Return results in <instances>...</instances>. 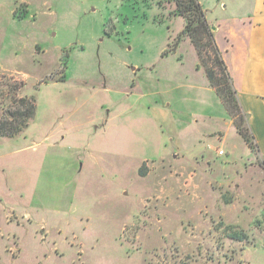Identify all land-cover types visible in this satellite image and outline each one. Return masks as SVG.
<instances>
[{
	"label": "rangeland",
	"instance_id": "1",
	"mask_svg": "<svg viewBox=\"0 0 264 264\" xmlns=\"http://www.w3.org/2000/svg\"><path fill=\"white\" fill-rule=\"evenodd\" d=\"M169 1L0 0L5 97L36 103L0 139V264H264V164L227 115L207 149L225 111Z\"/></svg>",
	"mask_w": 264,
	"mask_h": 264
},
{
	"label": "crops",
	"instance_id": "2",
	"mask_svg": "<svg viewBox=\"0 0 264 264\" xmlns=\"http://www.w3.org/2000/svg\"><path fill=\"white\" fill-rule=\"evenodd\" d=\"M220 2L222 15L206 20L232 78L239 104L248 115V126L258 147L255 158L261 159L264 164V0ZM240 2L244 3L243 7L239 6ZM202 118L206 126L204 134L217 135L213 139L216 145L211 146L222 149L231 129L226 113ZM166 141L162 140L157 154L167 155L169 149ZM177 150L181 148L177 147ZM178 152L172 157H177ZM201 153L196 151L194 158Z\"/></svg>",
	"mask_w": 264,
	"mask_h": 264
},
{
	"label": "trees",
	"instance_id": "3",
	"mask_svg": "<svg viewBox=\"0 0 264 264\" xmlns=\"http://www.w3.org/2000/svg\"><path fill=\"white\" fill-rule=\"evenodd\" d=\"M169 3L174 6L173 14L184 21L183 30L176 42L183 38L189 39L197 56L198 67L203 70L208 85L215 92L226 115L232 120L236 132L249 150L257 156L258 147L248 126V115L239 104L232 78L215 43L201 4L198 0H170ZM171 51H174V46ZM18 88V85H11L8 81L0 82V98L4 102L0 118V139L21 135L35 117L36 103L33 97H5V93L10 95Z\"/></svg>",
	"mask_w": 264,
	"mask_h": 264
},
{
	"label": "built area",
	"instance_id": "4",
	"mask_svg": "<svg viewBox=\"0 0 264 264\" xmlns=\"http://www.w3.org/2000/svg\"><path fill=\"white\" fill-rule=\"evenodd\" d=\"M207 149L209 150H213L218 156H223L224 155V151L220 148H214L211 145H207Z\"/></svg>",
	"mask_w": 264,
	"mask_h": 264
}]
</instances>
